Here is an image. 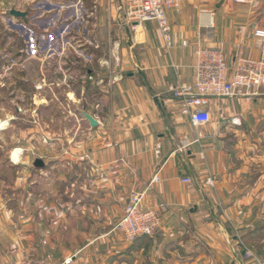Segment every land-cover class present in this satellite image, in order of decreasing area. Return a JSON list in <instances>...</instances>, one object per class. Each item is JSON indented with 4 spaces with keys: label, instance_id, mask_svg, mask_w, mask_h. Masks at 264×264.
I'll return each instance as SVG.
<instances>
[{
    "label": "crops",
    "instance_id": "1",
    "mask_svg": "<svg viewBox=\"0 0 264 264\" xmlns=\"http://www.w3.org/2000/svg\"><path fill=\"white\" fill-rule=\"evenodd\" d=\"M81 2L93 45L89 59L62 74L81 69V111L97 124L81 114L71 144L57 138L46 146L52 155L41 171L30 161L15 165L14 207L0 198V264L58 262L76 251L73 264L264 261L251 250L264 235V87L248 98L210 97L202 126L171 96L193 81L199 48L221 50L230 68L264 52L253 34L264 30V0H179V12H168L170 48L155 21L129 27L126 0ZM58 3L0 0L4 42L18 38L15 25L41 15L43 4ZM155 173L160 180L147 188ZM132 191H144L142 207L161 215L154 238L128 242L113 230Z\"/></svg>",
    "mask_w": 264,
    "mask_h": 264
},
{
    "label": "built area",
    "instance_id": "2",
    "mask_svg": "<svg viewBox=\"0 0 264 264\" xmlns=\"http://www.w3.org/2000/svg\"><path fill=\"white\" fill-rule=\"evenodd\" d=\"M43 7V13L30 20L31 22L15 25L18 38L23 44L20 53L62 63L59 67L65 70L62 73L71 69L76 62L78 64L81 59H89L85 48L93 44L85 33L87 10L81 0H59L58 4L50 5L49 9H46V4L40 8ZM179 10V0H126L125 20L132 29L144 22L155 21L166 46L170 48L168 12L178 13ZM253 34L260 39L263 51L264 30L255 29ZM185 43L184 41L183 44ZM261 87H264V52L257 58L238 57L230 68L221 50L199 48L196 52L193 81L175 86L171 90V96L178 99L179 113L187 116L192 125L202 126L211 119L207 109L210 97L241 94L248 98ZM159 180L160 176L155 173L147 188ZM182 181L191 183L192 180L185 177ZM205 182L213 185L211 177ZM143 196L144 191L129 193L123 214L113 227L125 241L132 242L142 236L154 238L160 230L161 215L155 209L142 207ZM78 254L79 251H76L58 262L38 257L28 259L24 264H73ZM258 264H264V261H258Z\"/></svg>",
    "mask_w": 264,
    "mask_h": 264
},
{
    "label": "rangeland",
    "instance_id": "3",
    "mask_svg": "<svg viewBox=\"0 0 264 264\" xmlns=\"http://www.w3.org/2000/svg\"><path fill=\"white\" fill-rule=\"evenodd\" d=\"M22 50L18 38L6 44L0 29V67H5L0 70V184L5 185L0 198H6L7 209L14 207L13 189L21 173L15 165L30 161L35 169L36 159L46 161L52 155L46 150L51 140L69 145L67 135L81 130V69L63 75L62 63L30 57ZM79 62L73 67L81 66ZM14 149H19L17 161L11 158ZM256 243L252 252L264 255V235Z\"/></svg>",
    "mask_w": 264,
    "mask_h": 264
},
{
    "label": "water",
    "instance_id": "4",
    "mask_svg": "<svg viewBox=\"0 0 264 264\" xmlns=\"http://www.w3.org/2000/svg\"><path fill=\"white\" fill-rule=\"evenodd\" d=\"M9 13L11 15H14V16H21V17H25V12H20V11H17L15 9H10ZM80 113L82 114V116L84 117V119H86L88 121V123L91 125V126H95L97 124V121L94 119V117L92 115H90L89 113L85 112V111H80ZM34 165L37 166V167H42L43 166V161L41 159H36L34 161Z\"/></svg>",
    "mask_w": 264,
    "mask_h": 264
},
{
    "label": "bare ground",
    "instance_id": "5",
    "mask_svg": "<svg viewBox=\"0 0 264 264\" xmlns=\"http://www.w3.org/2000/svg\"><path fill=\"white\" fill-rule=\"evenodd\" d=\"M1 125H4V123H2ZM18 154H19V149H14L12 151L11 158H12L13 161H17L18 160Z\"/></svg>",
    "mask_w": 264,
    "mask_h": 264
}]
</instances>
